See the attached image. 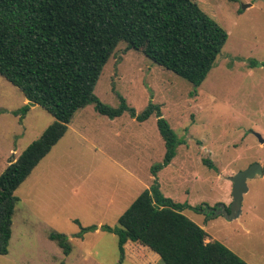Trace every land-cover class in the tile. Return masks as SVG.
<instances>
[{
	"label": "rangeland",
	"instance_id": "1",
	"mask_svg": "<svg viewBox=\"0 0 264 264\" xmlns=\"http://www.w3.org/2000/svg\"><path fill=\"white\" fill-rule=\"evenodd\" d=\"M195 1L228 33L199 87L121 42L95 88L114 107L122 95L137 114L150 103L160 105L180 142L172 161L153 173L166 155L157 114L139 121L126 111L111 119L87 105L16 190L9 252L0 254V264H162L149 247L133 241L122 258L117 235L101 226H117L155 178L178 203L229 209L230 177L255 162L264 166L258 137L264 138V0ZM27 103L0 74V174L54 121L39 105L24 110ZM247 183L235 219L190 208L183 213L211 241L249 264H264V218L254 214L264 208V181L256 176ZM92 225L99 228L83 230ZM53 232L67 235L69 253L50 238Z\"/></svg>",
	"mask_w": 264,
	"mask_h": 264
},
{
	"label": "trees",
	"instance_id": "2",
	"mask_svg": "<svg viewBox=\"0 0 264 264\" xmlns=\"http://www.w3.org/2000/svg\"><path fill=\"white\" fill-rule=\"evenodd\" d=\"M227 40V31L195 0H0V74L24 94V110L35 104L54 117L0 174V254L9 252L16 190L87 105L111 119L126 111L139 121L157 114L166 155L153 167L155 175L176 155L180 142L160 105L150 103L137 114L120 94L117 107L95 94L104 66L121 42L199 87ZM187 208L211 216L219 207L178 203L163 194L155 178L117 226L101 228L117 235L122 258L125 244L133 241L157 253L162 264H249L222 242H206V230L183 213ZM49 236L66 253L71 251L67 235Z\"/></svg>",
	"mask_w": 264,
	"mask_h": 264
},
{
	"label": "water",
	"instance_id": "3",
	"mask_svg": "<svg viewBox=\"0 0 264 264\" xmlns=\"http://www.w3.org/2000/svg\"><path fill=\"white\" fill-rule=\"evenodd\" d=\"M260 141L264 143V138L258 134ZM264 175V166L260 162L253 163L249 168L236 173L230 177L233 182V201L229 209L225 204H221L219 208L214 212L215 215H224L227 219L232 220L237 218L241 213V206L244 194L248 192V180L255 178L256 176Z\"/></svg>",
	"mask_w": 264,
	"mask_h": 264
},
{
	"label": "crops",
	"instance_id": "4",
	"mask_svg": "<svg viewBox=\"0 0 264 264\" xmlns=\"http://www.w3.org/2000/svg\"><path fill=\"white\" fill-rule=\"evenodd\" d=\"M27 100V99H26ZM74 118V117H73ZM72 122V121H71ZM71 124V123H70ZM69 124V125H70ZM259 177H261L262 179H263V181H264V175L263 176H259ZM249 191V190H248ZM246 194V193H245ZM255 206H253V207H251V209H255V210H257V209H259L258 207L257 208H254ZM262 210H263V213H262ZM241 212H242V210H241ZM260 213V214H259ZM259 213H257V211L254 213L255 214V216H257L258 218H264V208L263 209H259ZM240 215H241V213H240ZM261 215H263L262 217H261ZM246 231H247V233H249L250 232V229L249 228H246ZM208 236V235H207ZM208 240V241H207ZM211 240H210V238H206V242H210ZM130 242V241H129ZM129 242H127L126 244H125V249H127V245H128V243ZM156 255H158L157 253L155 254V256ZM159 256V255H158ZM157 257V256H156Z\"/></svg>",
	"mask_w": 264,
	"mask_h": 264
}]
</instances>
